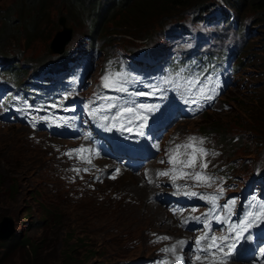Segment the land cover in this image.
Returning <instances> with one entry per match:
<instances>
[{
  "label": "rangeland",
  "instance_id": "1",
  "mask_svg": "<svg viewBox=\"0 0 264 264\" xmlns=\"http://www.w3.org/2000/svg\"><path fill=\"white\" fill-rule=\"evenodd\" d=\"M21 1L0 0V17L5 16L6 11V15L11 16L15 22V26L12 27L13 31L0 39V55L13 61L15 72L21 70V67H28L30 62L43 63L55 53L52 51V45L56 35L68 29L70 44L67 50L77 46L87 47L89 37L99 42L102 58L96 65L93 64V69L88 73L87 67L82 65L88 82L95 79L100 62L108 57L113 59L114 52L120 53L117 48L127 51L137 49L142 45L143 47H154L160 41L158 39L161 32L174 29L178 25L189 26L190 29L203 27L201 37L207 36L212 30L211 27L215 26L213 20L204 24L207 16L202 20L199 19L200 14L198 16L194 13L182 14L178 9L164 8L139 21L135 30L130 31L131 38L118 35L109 36L105 38L106 41H101L107 31L105 28L95 32L89 31L92 25L90 16H86L78 9V6L74 5L70 10L63 0H47L42 18L38 20V30L29 36L26 30L29 23L26 19L32 17L35 10L29 9L23 12V5H19ZM216 2L223 5L220 0ZM211 3L207 9L210 16L216 14L220 8L213 1ZM231 10L233 11L232 8ZM26 15L29 16L25 17ZM232 16L234 22H237L235 13L231 12L230 17ZM61 18L64 19L63 27L58 24ZM229 20L225 22L220 19L221 27H224L222 29L228 28L230 33L237 32L238 29L239 34L243 31L246 35L249 34L247 44L237 47V50H242L238 62L245 56L254 57V60L244 62L243 67L240 68L237 75L239 84L259 83L264 86V22L262 16L246 9L238 16V27L230 25ZM106 27L109 25L107 24ZM1 32L0 24V35ZM193 34L197 32L194 31ZM132 35L141 38L134 40ZM144 38V41H147L140 42ZM196 38L194 36V39ZM174 45L189 48L190 38L180 37ZM158 47L163 50L169 49L166 41H162ZM168 54L169 59L174 58L170 50ZM103 75L110 74L104 71ZM240 90L239 86L230 88L221 99L222 102L227 103L226 106L218 105L215 112H206L195 121L180 124L176 127L175 133L181 132L183 135L195 132L209 133L211 145L217 148L223 146L226 150L221 159L226 163L236 161L235 169H239L238 176L242 181L253 172L255 164L264 163V134L263 136L262 134L251 135L250 132L257 127L244 121L245 117L242 115L240 118L243 124L235 119L234 115H239L246 103ZM262 90L258 91L260 97L264 96ZM249 103L247 106L254 105V102L249 101ZM207 114H211L214 119L221 120L217 127L218 133L205 123ZM211 120L213 119L209 121ZM45 121L47 124L28 123L21 126L0 123V177L2 181L0 220L4 216L12 218L15 233L11 238L18 237L21 240H28V244L37 248L36 255L31 256L30 247L11 245L12 249L3 253L0 245V264H50L51 258L55 256L61 258L63 252H70V250L71 255L82 260L83 264H136L141 259L149 260L159 255L160 249L152 243L155 237L159 235L181 237L183 235L176 224L169 220L163 207L157 205L164 212V219L154 214L155 209L151 211L153 207L149 197L157 190L152 188L143 196L140 177L120 171L116 180L95 183L94 187H90V183L89 186L75 179L74 174L71 175L68 171L66 164L58 163L57 158L50 155L53 151L51 144L60 142L45 135L46 126L53 123L52 120ZM221 131L225 134L226 131H230L231 135L227 132L229 138H226L221 135ZM239 136L243 138V142H248L246 148L232 147L234 139ZM72 176L74 180L81 182L79 185L83 190L76 185L78 182H72ZM74 184L76 186H73ZM139 203L142 205L136 210L135 205ZM129 205L132 206L129 207ZM124 208L128 210L122 211ZM187 235L190 236L189 233ZM3 243L5 242H0V244Z\"/></svg>",
  "mask_w": 264,
  "mask_h": 264
},
{
  "label": "trees",
  "instance_id": "2",
  "mask_svg": "<svg viewBox=\"0 0 264 264\" xmlns=\"http://www.w3.org/2000/svg\"><path fill=\"white\" fill-rule=\"evenodd\" d=\"M67 5V8L71 10V8L75 5L78 6V9L82 11L86 16H90V21L92 25H90L89 31L95 32L96 30L105 28L107 34H105L104 38L101 41H106L105 38L109 36H124L130 37V31L135 30V26L141 20L150 15L164 9L170 8L171 10L178 9L182 12V14H193L198 16L200 14L199 19H205L204 16L208 14V7L212 4L214 0H63ZM224 4L228 5L227 7L233 9V13L237 17L245 12L246 9H249L255 13H259L262 16V21L264 22V0H221ZM47 0H22L19 5H23L24 11L27 12L29 9L35 10V13L32 17L27 18L28 20V28H26L29 36L35 34L38 30L39 23L38 20L42 18V15L45 10V4ZM230 8V9H231ZM0 17V24L2 28V34L0 35V39L4 37L6 34H10L13 30L12 27L15 26V22L12 17L6 15ZM29 14V13H27ZM29 15H26L27 17ZM146 16V17H145ZM236 22V21H235ZM109 27H106V25ZM109 29V31H108ZM132 39L140 40V36L132 35ZM131 38V37H130ZM145 39V38H144ZM25 43L27 41V37L24 40ZM254 60L252 55L245 56L242 58L238 65L239 67H243L244 62H250ZM0 62L4 66H12V61L8 58H5L0 55ZM23 74L26 76L28 74V67H21V70L15 72L16 76H20ZM241 88L242 96L244 97L246 103L243 106V109L240 111L239 115H234L235 119H237L240 123L243 120L240 116H244L245 120L249 122L252 126H256L257 128H253L254 131H251L250 134H264V96L260 97L258 91L263 89V84H254L251 83L249 85H244L241 83L238 85ZM261 92V93H262ZM249 101L254 102L253 106H247ZM232 112H230L231 114ZM247 117V118H246ZM207 126L215 129L216 133L217 127L221 120L214 119L211 114H207L205 116ZM210 119H213L209 121ZM243 124V123H242ZM224 131V130H223ZM221 131V135L226 136L227 132L231 135L230 131H226V134ZM238 139L234 141L232 147L234 148H246L248 146V142H243V138L241 136L237 137ZM261 140V139H260ZM259 140V141H260ZM222 143V142H221ZM223 144V143H222ZM226 150L224 149V152ZM225 154V153H224ZM246 158V157H245ZM2 185L1 177H0V186ZM1 248H3V253H7L11 250V245H21V247L26 248L30 247V253L32 255H36L37 248L28 244V240H21L18 237H13L7 242L0 244ZM70 252H72L70 250ZM69 251L63 252L61 258L53 257L49 260L50 264H83V261L80 259L74 258ZM63 261V262H62Z\"/></svg>",
  "mask_w": 264,
  "mask_h": 264
},
{
  "label": "snow or ice",
  "instance_id": "3",
  "mask_svg": "<svg viewBox=\"0 0 264 264\" xmlns=\"http://www.w3.org/2000/svg\"><path fill=\"white\" fill-rule=\"evenodd\" d=\"M124 79L119 73L114 75H105L102 77V87L105 89H111L115 91H125L124 87L121 84V81ZM165 83H171V81H165ZM199 80L193 83L189 81L191 87L188 89L189 92H192L193 88H196L197 84H200ZM160 89H153V92ZM199 96L204 100L210 101L213 99L212 95H207L204 91V88L201 87L199 90ZM215 92V88L212 89ZM138 95H145V93H138ZM100 99H112L109 97H99ZM95 101H93L94 103ZM191 103H196V100H191ZM140 109H146L148 112H153L156 110L155 106L147 107L146 105H139ZM113 108H116L117 111L111 116L101 115V119L104 121H120L121 119H127V123L131 124L134 121H139L140 123L137 127L140 131L138 135H144L143 128L146 126L148 117L146 115L138 114L136 109L133 107H119L116 104L108 103L105 105H99L96 108L92 109V115L96 116L98 113L111 112ZM107 127V125H105ZM112 126H115L114 124ZM121 129L131 132L130 127H125L124 124H121ZM197 141L196 137H188L187 143L176 144L173 148L169 149L166 155L168 156L167 163L172 165V167L167 171H159L156 173L159 177H169L171 181L175 184L177 180H186L191 179L195 182L193 186H207L211 187L216 183V179L210 175H207L204 170L208 168V162L206 157L209 155L202 147H195ZM203 143V141H199ZM86 150L83 148H78L73 150V152L78 154V158L82 162L91 163L90 160H87L82 154ZM66 155H71V153H66ZM215 155V153H213ZM165 163V161H161ZM189 169L191 171H186ZM74 171L79 172L80 169H74ZM87 171V169H84ZM120 169L117 168L115 173L111 178H115L116 174H119ZM216 195H202L201 198L210 202L211 207L209 210L202 214L201 216L193 217L197 222L203 224L202 235L198 236L195 240L196 247L194 248L195 264H227V260L232 256L233 252L236 250L237 246L240 244L242 239H247L245 233L252 228L254 225L259 222H264V204L258 205L261 209L259 211H248L244 218L239 221V223H229L227 228L224 229L220 235H217L212 230V222L224 223L229 219V216L232 212V205L235 203L233 200H229L227 204L223 206H218L217 201L222 196L224 192L223 187H218L216 189ZM189 196H197L198 193L195 191H189L185 193ZM217 207H221L226 215L222 216L217 214ZM196 211V209H192ZM187 219L182 221V223H187ZM163 239H168L164 237ZM179 244H183L184 241H179ZM165 251H172V249H165ZM260 251L264 253V248H261ZM180 259V257H177Z\"/></svg>",
  "mask_w": 264,
  "mask_h": 264
},
{
  "label": "water",
  "instance_id": "4",
  "mask_svg": "<svg viewBox=\"0 0 264 264\" xmlns=\"http://www.w3.org/2000/svg\"><path fill=\"white\" fill-rule=\"evenodd\" d=\"M59 26H64V19L61 18L58 22ZM70 31L64 29L59 32L53 40L52 51L54 54L62 53L64 47L70 42ZM15 233L14 221L8 216H4L0 220V242H7Z\"/></svg>",
  "mask_w": 264,
  "mask_h": 264
},
{
  "label": "bare ground",
  "instance_id": "5",
  "mask_svg": "<svg viewBox=\"0 0 264 264\" xmlns=\"http://www.w3.org/2000/svg\"><path fill=\"white\" fill-rule=\"evenodd\" d=\"M45 165V164H44ZM63 167V166H62ZM66 167H64V169H65ZM44 169V168H43ZM61 170V169H60ZM48 175V174H47ZM134 181V180H133ZM139 182H142V181H139ZM142 185V187H143V196L144 195H146L147 194V192L148 191H150V189H152L153 187H151V186H147L144 182L141 184ZM155 192V191H154ZM81 197H84V196H81ZM91 198V197H90ZM91 203V202H90ZM142 204L141 203H139V204H136L135 205V209L136 210H138V208L141 206ZM130 206H132V205H129V207ZM151 206L153 207V208H151V211H153V209H155V213L154 214H156V215H159L160 217H161V219H164L165 218V216H164V212L157 206V205H155L154 203H151ZM109 207V206H108ZM132 208H134V207H132ZM150 208V207H149ZM127 211L128 209L127 208H124V209H122V211ZM134 210V209H133ZM139 212H140V210H139ZM149 212V209L147 208V213ZM126 213V212H125ZM130 213V212H129ZM138 213V212H137ZM124 214V213H123ZM127 214V213H126ZM145 214V213H144ZM121 215V214H120ZM140 215V214H139ZM148 214H146V216H147ZM156 215H154L155 217H156ZM125 216V215H124ZM138 216V215H137ZM154 216H152V217H154ZM130 217V216H129ZM134 217V216H133ZM136 218V217H135ZM144 218V217H143ZM133 219V218H132ZM145 220V219H144ZM143 220V221H144ZM132 221V220H131ZM139 221H141L140 219H139ZM158 221V220H157ZM126 222V221H125ZM150 223H151V221H150ZM138 224V223H137ZM154 224V223H153ZM135 225V224H134ZM133 225V226H134ZM150 225H152V224H150ZM126 227V226H125ZM137 227V226H136ZM143 227V226H142ZM129 228V227H128ZM133 228H135V227H133ZM131 229V228H130ZM129 230V229H128ZM132 232V231H131ZM142 233V232H141ZM181 235V234H180ZM141 238V237H140ZM142 240V239H141ZM135 242V241H134ZM144 243V242H143ZM145 244V243H144Z\"/></svg>",
  "mask_w": 264,
  "mask_h": 264
},
{
  "label": "clouds",
  "instance_id": "6",
  "mask_svg": "<svg viewBox=\"0 0 264 264\" xmlns=\"http://www.w3.org/2000/svg\"><path fill=\"white\" fill-rule=\"evenodd\" d=\"M215 1V0H214ZM239 63V62H238ZM239 66V65H238ZM239 70H240V67H239ZM239 84V83H238ZM238 84L235 86V88L238 86ZM224 103H226V102H224ZM227 104V103H226Z\"/></svg>",
  "mask_w": 264,
  "mask_h": 264
}]
</instances>
